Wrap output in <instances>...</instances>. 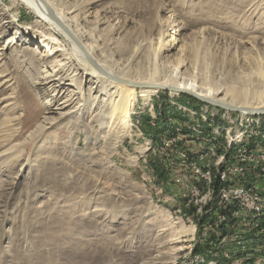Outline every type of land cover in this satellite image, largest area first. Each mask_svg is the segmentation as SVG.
Masks as SVG:
<instances>
[{
    "label": "rangeland",
    "instance_id": "374dc122",
    "mask_svg": "<svg viewBox=\"0 0 264 264\" xmlns=\"http://www.w3.org/2000/svg\"><path fill=\"white\" fill-rule=\"evenodd\" d=\"M86 1L93 3L78 27L83 40L116 72L140 80L153 72L194 79L222 94L264 90V81L258 84L264 0L57 2L70 8ZM166 20L170 33L183 27L184 51L157 48ZM57 44L54 56H37ZM54 59L68 64L56 76ZM1 72L0 264H264V234L255 232L264 218L257 227L250 222L238 229L233 217H220L226 207L219 198L226 160L238 149L264 146V114L229 111L183 90L144 96L146 83H140L129 127L106 131L97 112L104 103L116 105L121 91L104 92L60 32L19 0H0ZM67 95L71 107L54 109ZM59 111L68 113L44 123ZM228 128L235 140L225 152ZM212 148L224 155L212 170L216 180L180 168ZM253 165L236 164L230 180ZM194 185L206 201H190ZM156 209L194 230L184 236L165 230ZM182 245L176 263L168 262V252Z\"/></svg>",
    "mask_w": 264,
    "mask_h": 264
},
{
    "label": "bare ground",
    "instance_id": "6f19581e",
    "mask_svg": "<svg viewBox=\"0 0 264 264\" xmlns=\"http://www.w3.org/2000/svg\"><path fill=\"white\" fill-rule=\"evenodd\" d=\"M26 4L35 15L44 20L47 24L51 26V28L60 32L63 37V43L65 45H69V49L72 50L75 57L78 59L79 63L82 65L84 73L87 75H91L95 78L98 83L101 85L104 92H110L112 89L116 91H121L120 101L116 105L104 103L101 106L99 112H97L96 119L100 123V126L103 127L106 131L112 130H120L122 128H128L131 121L132 109L133 105L137 100V91L135 89V85L140 83H146V87L141 89V95H149L152 92L157 91L160 88H168L171 91H189L195 93L207 100L217 102L222 105H229L240 108H254V109H264V90L259 92H254L247 88L234 90V92L226 91L222 94L221 90H214L211 86L201 87L196 83L194 79L191 80H183L179 79L176 76H157L155 72H153L149 77L144 79H137L133 77L127 76L125 73H118L111 67L107 66L103 61L99 60L94 53L93 48L84 42L85 34L83 32V28H78L81 25V22L84 20L83 14H86L90 9V4L93 2L86 1L82 6L75 5L73 7H65L62 6V3H58V0H19ZM163 29L159 35V38L156 42L157 48L159 50H163V52L170 51L176 47H179L181 51H184L186 44L184 41V32L183 27L177 28V26L170 33L169 27L171 23L166 20L163 23ZM169 30V31H168ZM167 32V35H166ZM169 32V33H168ZM169 36V39H168ZM182 43V44H181ZM61 45V44H60ZM64 45V44H63ZM58 44L53 45L51 48L47 50V52H41L37 56L44 57L48 54L54 56L58 52ZM66 49V47H65ZM68 49V48H67ZM179 61H182L181 57ZM54 62V63H53ZM52 65V72H55L54 76L62 74L64 70L68 67L66 62H62V60L57 59L53 60L50 63ZM77 74V73H76ZM2 76V72L0 74ZM46 76H52L51 74H47ZM62 76H60L61 78ZM263 74H259L258 84L261 85L263 83ZM66 78V77H65ZM261 79V80H260ZM52 78H49L46 84L51 82ZM10 81V79L6 78L5 82ZM55 81L54 78V84ZM52 83L49 85L51 86ZM144 86L143 84H141ZM140 85V86H141ZM59 87V86H58ZM115 92V91H114ZM222 94V95H221ZM60 93L54 98H58ZM58 100V99H57ZM74 101L72 100V96L67 95L60 101L59 106H56L54 109H66L68 108ZM71 107V106H70ZM222 108V107H221ZM225 109V108H223ZM228 110V109H226ZM56 113V110H54ZM232 111V110H229ZM243 113H247L246 111H240ZM68 113V112H66ZM62 111L57 112L58 117L53 116H44V123H49L60 119L63 114H66ZM96 114V113H95ZM253 115H263V114H255ZM65 116V115H64ZM98 123V124H99ZM50 125V124H49ZM45 127V126H44ZM230 128V127H229ZM229 128L226 129V144L222 146V150L227 152L232 142L235 140L232 135H230ZM218 132V130H217ZM244 132V131H243ZM238 134H242L239 133ZM237 134V135H238ZM216 147V146H215ZM215 149L212 148L209 150L210 153H202L200 155L194 157H210V161H205L204 170L200 168V166L196 165L193 162V165L186 164L185 161L180 164L181 169H185L192 173V168L196 170L199 176L204 177L206 180L212 181V176L216 180V175L212 171L216 168L221 161L224 159V155H216ZM253 151H264V146L257 145L254 148H243L238 149L236 152V156L226 160L224 169L219 174V181L221 183V188L223 189V193L219 194V198H221L222 202L228 196V187H234L236 181L242 183L245 189L253 190L250 198L243 199L242 196L245 191H235L233 192V197L229 200V204L224 205L226 210L220 214V217L223 218H231L233 217L236 221H239V225L253 222L257 227L261 220L264 218V183L258 185L255 179L251 178V174L246 173H261L264 172V157H257L255 159H245V157H249V155ZM215 158V161L213 160ZM192 159V158H191ZM245 161H251L254 163L253 166L246 169L243 172H239L237 177L233 180H230V177L235 174V165L240 164ZM178 182L181 179H177ZM188 193L191 194V200H195V198L200 197L201 202L206 201L209 196H205L204 194L200 195L199 189L197 186H191L188 189ZM244 200H255L256 204H250V206H243ZM243 209V212L238 210ZM154 213L158 217L164 218L167 222L166 229H174L176 235L184 236L186 234L191 233L194 230V226H187L183 223V221H175L170 213V211L165 209H156ZM227 213H230L228 215ZM243 214L248 215L247 221H240L243 219ZM256 223H255V222ZM182 222V223H179ZM179 223L180 225H176ZM260 234H264V228L257 230ZM261 240L264 242L263 238L259 236ZM262 242V241H261ZM183 246L175 247L171 251H169V255L172 258L168 262L176 263L179 251ZM160 256V255H159ZM158 257V256H157ZM168 259V258H167ZM174 260V261H173ZM176 260V261H175Z\"/></svg>",
    "mask_w": 264,
    "mask_h": 264
},
{
    "label": "built area",
    "instance_id": "2783aa9c",
    "mask_svg": "<svg viewBox=\"0 0 264 264\" xmlns=\"http://www.w3.org/2000/svg\"><path fill=\"white\" fill-rule=\"evenodd\" d=\"M257 157H264V151H253L249 157H245V159H255ZM192 161L196 163V165L200 166V168H202L204 170V163L205 161H210L211 158L210 157H191ZM246 174H251V178L255 179L258 183V185H261V183H264V172L261 173H246ZM228 189V196L227 198L224 199L223 202V206L226 204H229V200L231 199V197H233V192L235 191H250L248 189H245L244 185L242 183H240L239 181H236V184L234 187H228L226 188ZM213 190L212 189V194H213ZM243 202V206H250V204H256L255 200H244ZM240 212H243V209L238 210ZM248 219V215H244L243 214V219L240 221H247ZM237 226L238 229L239 228V221H237Z\"/></svg>",
    "mask_w": 264,
    "mask_h": 264
},
{
    "label": "water",
    "instance_id": "95a60500",
    "mask_svg": "<svg viewBox=\"0 0 264 264\" xmlns=\"http://www.w3.org/2000/svg\"><path fill=\"white\" fill-rule=\"evenodd\" d=\"M185 92L197 97L200 100L208 101V102H210L212 104H215V105H217L219 107H222V108H225V109H228V110H232V111H246V112L252 113V114L253 113H255V114H264V109H254V108L253 109L252 108L245 109V108L234 107V106H229V105H222V104H219L217 102H213V101L207 100V99H205V98H203V97H201V96H199V95H197L195 93H192V92H189V91H185Z\"/></svg>",
    "mask_w": 264,
    "mask_h": 264
},
{
    "label": "trees",
    "instance_id": "16d2710c",
    "mask_svg": "<svg viewBox=\"0 0 264 264\" xmlns=\"http://www.w3.org/2000/svg\"><path fill=\"white\" fill-rule=\"evenodd\" d=\"M162 169L163 168H161V170L160 169H157V173H158L159 177L163 176V174H164V171ZM198 250H199V248H196L195 249V252H199ZM226 261H228V260H226Z\"/></svg>",
    "mask_w": 264,
    "mask_h": 264
}]
</instances>
